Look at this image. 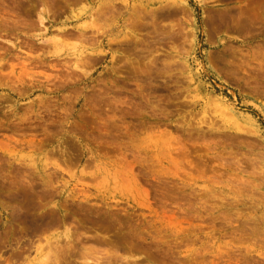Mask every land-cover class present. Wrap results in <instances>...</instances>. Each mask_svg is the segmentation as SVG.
Wrapping results in <instances>:
<instances>
[{"label": "rangeland", "instance_id": "1", "mask_svg": "<svg viewBox=\"0 0 264 264\" xmlns=\"http://www.w3.org/2000/svg\"><path fill=\"white\" fill-rule=\"evenodd\" d=\"M11 262L264 264V0H0Z\"/></svg>", "mask_w": 264, "mask_h": 264}, {"label": "bare ground", "instance_id": "2", "mask_svg": "<svg viewBox=\"0 0 264 264\" xmlns=\"http://www.w3.org/2000/svg\"><path fill=\"white\" fill-rule=\"evenodd\" d=\"M242 12V11H241ZM241 16V15H240ZM240 16H238V17H240ZM244 19V18H243ZM241 21H242V18H241ZM137 24V23H136ZM240 24H241V22H240ZM239 24V25H240ZM243 24V23H242ZM244 25V24H243ZM153 27H154V25H152ZM238 27V26H237ZM243 27V26H242ZM156 28V27H155ZM157 31V30H156ZM160 31V30H159ZM61 34V33H60ZM140 40V39H139ZM145 41V40H144ZM125 47V46H124ZM123 47V48H124ZM253 54V53H252ZM141 86V85H140ZM225 106V105H224ZM228 107V106H227ZM231 108V107H230ZM222 109V108H221ZM223 110H225L224 108H223ZM232 110H234V109H232ZM227 111V110H226ZM229 112V114H230V111H228ZM231 115V114H230ZM234 115V114H233ZM236 117V116H235ZM237 122H238V120H237ZM239 125H240V123H239ZM241 126V125H240ZM239 127V126H238ZM244 129V128H243ZM250 130V129H249ZM247 131V130H246ZM26 218V217H25ZM29 218V217H28ZM67 232V231H66ZM65 234V236L68 238L69 237V235H68V233H64ZM49 242V241H48ZM46 244H47V241H46ZM49 245V244H48ZM50 247V246H49ZM42 248V246H40L39 248L37 247V249H36V253L37 254H39L43 249H41ZM14 253V252H13ZM12 253V254H13ZM46 253V252H45ZM50 253V252H49ZM46 255H48V254H46ZM49 256H50V254H49ZM48 256V257H49ZM43 257H45V256H43ZM47 257V256H46ZM86 258V257H85ZM85 258H84V260H85ZM44 259V258H43ZM87 260V259H86ZM85 260V261H86ZM7 262H8V260H6ZM10 263V262H9ZM11 264H12V262H11Z\"/></svg>", "mask_w": 264, "mask_h": 264}]
</instances>
